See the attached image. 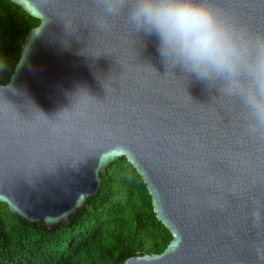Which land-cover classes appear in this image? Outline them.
Masks as SVG:
<instances>
[{"label": "water", "instance_id": "1", "mask_svg": "<svg viewBox=\"0 0 264 264\" xmlns=\"http://www.w3.org/2000/svg\"><path fill=\"white\" fill-rule=\"evenodd\" d=\"M41 21L0 85V202L51 231L126 157L172 240L123 264H264V128L99 0H11ZM264 35V0H203Z\"/></svg>", "mask_w": 264, "mask_h": 264}, {"label": "trees", "instance_id": "2", "mask_svg": "<svg viewBox=\"0 0 264 264\" xmlns=\"http://www.w3.org/2000/svg\"><path fill=\"white\" fill-rule=\"evenodd\" d=\"M40 23L13 1L0 0V85L9 83ZM101 177L99 194L51 231L21 221L0 202V264H123L139 253H162L172 235L139 172L122 157Z\"/></svg>", "mask_w": 264, "mask_h": 264}, {"label": "clouds", "instance_id": "3", "mask_svg": "<svg viewBox=\"0 0 264 264\" xmlns=\"http://www.w3.org/2000/svg\"><path fill=\"white\" fill-rule=\"evenodd\" d=\"M107 16L127 12L136 33L155 34L168 69L180 68L234 97L264 128V35L230 22L203 0H99Z\"/></svg>", "mask_w": 264, "mask_h": 264}]
</instances>
